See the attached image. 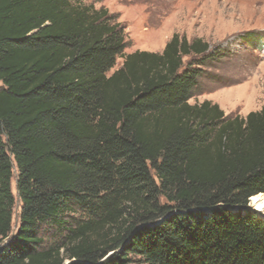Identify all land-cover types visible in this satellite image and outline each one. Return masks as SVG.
<instances>
[{
  "label": "trees",
  "instance_id": "16d2710c",
  "mask_svg": "<svg viewBox=\"0 0 264 264\" xmlns=\"http://www.w3.org/2000/svg\"><path fill=\"white\" fill-rule=\"evenodd\" d=\"M105 8L0 0V264H264V108L190 104L208 43L126 47ZM117 57L122 65L113 68ZM192 64V65H191ZM47 227L57 241L42 244Z\"/></svg>",
  "mask_w": 264,
  "mask_h": 264
},
{
  "label": "rangeland",
  "instance_id": "374dc122",
  "mask_svg": "<svg viewBox=\"0 0 264 264\" xmlns=\"http://www.w3.org/2000/svg\"><path fill=\"white\" fill-rule=\"evenodd\" d=\"M78 1L92 4L95 9L105 8L115 17L125 37L123 54L135 50L161 52L174 34L189 42L199 38L208 43L206 54L184 57V65L201 62L195 64L198 85L188 100L190 104L209 100L218 104L226 116L243 117L264 108V0ZM122 60L117 57L107 74L118 69ZM16 174L14 168L11 188L16 202L11 237L20 223ZM247 206L246 211L264 221L253 209L251 198ZM38 234L44 238L41 246L57 241L47 227L38 230ZM11 237L2 241L4 246Z\"/></svg>",
  "mask_w": 264,
  "mask_h": 264
},
{
  "label": "bare ground",
  "instance_id": "6f19581e",
  "mask_svg": "<svg viewBox=\"0 0 264 264\" xmlns=\"http://www.w3.org/2000/svg\"><path fill=\"white\" fill-rule=\"evenodd\" d=\"M256 197V200H253ZM252 206L255 211L264 217V194H256L251 197Z\"/></svg>",
  "mask_w": 264,
  "mask_h": 264
},
{
  "label": "water",
  "instance_id": "95a60500",
  "mask_svg": "<svg viewBox=\"0 0 264 264\" xmlns=\"http://www.w3.org/2000/svg\"><path fill=\"white\" fill-rule=\"evenodd\" d=\"M246 208L249 209L248 206H247ZM246 208H245V209H246ZM3 248H4V244H3V242H1V243H0V251H2Z\"/></svg>",
  "mask_w": 264,
  "mask_h": 264
},
{
  "label": "snow or ice",
  "instance_id": "6c2138e0",
  "mask_svg": "<svg viewBox=\"0 0 264 264\" xmlns=\"http://www.w3.org/2000/svg\"><path fill=\"white\" fill-rule=\"evenodd\" d=\"M257 198L256 197H253V200H256Z\"/></svg>",
  "mask_w": 264,
  "mask_h": 264
}]
</instances>
